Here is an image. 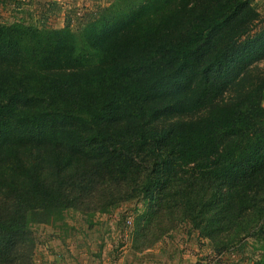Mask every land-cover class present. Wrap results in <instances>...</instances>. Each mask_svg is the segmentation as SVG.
I'll use <instances>...</instances> for the list:
<instances>
[{
	"label": "trees",
	"instance_id": "trees-1",
	"mask_svg": "<svg viewBox=\"0 0 264 264\" xmlns=\"http://www.w3.org/2000/svg\"><path fill=\"white\" fill-rule=\"evenodd\" d=\"M258 19L249 0H117L77 30L0 22V264H36L35 224L136 199L143 244L184 220L218 251L264 244Z\"/></svg>",
	"mask_w": 264,
	"mask_h": 264
},
{
	"label": "rangeland",
	"instance_id": "rangeland-1",
	"mask_svg": "<svg viewBox=\"0 0 264 264\" xmlns=\"http://www.w3.org/2000/svg\"><path fill=\"white\" fill-rule=\"evenodd\" d=\"M117 0H0V22L74 30L101 17ZM258 12L252 35L264 27V0H249ZM264 104V103H263ZM147 204L133 200L107 212L73 209L49 224L32 226L37 235L36 264H247L259 257L264 244L259 237L224 251L200 236L189 221H181L149 245L132 234L149 222ZM145 212V213H144ZM141 217V218H140ZM137 218L138 224H137ZM152 239V238H150ZM151 241V240H150ZM142 248V249H139Z\"/></svg>",
	"mask_w": 264,
	"mask_h": 264
}]
</instances>
